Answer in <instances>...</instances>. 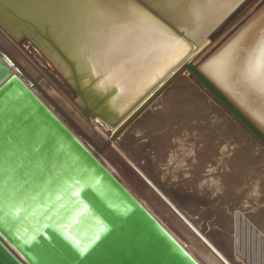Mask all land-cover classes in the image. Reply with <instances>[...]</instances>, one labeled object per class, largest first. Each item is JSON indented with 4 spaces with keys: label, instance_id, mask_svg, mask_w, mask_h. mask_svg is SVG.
<instances>
[{
    "label": "bare ground",
    "instance_id": "1",
    "mask_svg": "<svg viewBox=\"0 0 264 264\" xmlns=\"http://www.w3.org/2000/svg\"><path fill=\"white\" fill-rule=\"evenodd\" d=\"M144 1L152 7L158 2ZM236 1L213 0V7L203 10L199 16L193 14L192 6L204 0H175L181 6L177 9L153 7L196 40L197 44L190 51L187 43L178 47L165 32L161 35L151 26L142 25L121 51L105 56L101 49L108 39L109 25L96 16L90 5H133L131 2L0 0V19L9 31L14 34L18 28H25L23 23L31 24L45 54L30 42L10 41L8 37L7 41L3 35H0V51L8 54L14 66L23 72L20 78L31 81L28 77L35 79L40 75L36 81H31L32 90L37 88L40 98L63 113V120L89 140L96 157L146 208L169 225L172 218L165 215L162 203L172 207L197 233V243L211 247L224 264H264V154H239L245 148L244 139L248 141L247 147L260 151H264V147L188 70V65L195 67L240 112L262 124L264 110L254 103L239 73L248 51L264 29V0H240L226 13ZM30 3L37 7L44 5L46 11L51 5L56 9L54 19L49 20ZM234 41H239L240 45L235 54V71L226 77L214 76L210 62L220 57ZM71 66L80 74L82 85L109 95L106 116H117L115 123L81 115L74 102L70 103L75 95L69 84L73 78ZM12 69L15 72L16 69ZM190 73L198 82L189 77ZM175 82L182 83L186 90L162 102L165 89ZM167 103L170 111L164 112L159 106ZM191 120L195 123L187 122ZM204 120L208 123H202ZM171 124L179 128L187 124L184 131L199 132L197 141L181 143L180 129L170 127ZM158 130H163L171 140L164 143L162 136L156 135ZM142 139L145 140L142 142ZM141 159L143 165L139 163ZM153 170L154 176L150 172ZM238 187L242 194L247 188L260 190V193L256 195L255 190L249 205L243 204L231 213L230 204L221 209L224 204L221 196H227ZM209 215L217 216L213 220L218 228L200 223ZM184 247L201 264H213L195 244Z\"/></svg>",
    "mask_w": 264,
    "mask_h": 264
},
{
    "label": "water",
    "instance_id": "2",
    "mask_svg": "<svg viewBox=\"0 0 264 264\" xmlns=\"http://www.w3.org/2000/svg\"><path fill=\"white\" fill-rule=\"evenodd\" d=\"M127 1L149 11L189 51L197 44L144 0ZM30 5L54 19L51 5L47 11ZM23 25L13 34L0 19V35L23 39L44 53L31 24ZM14 64L0 51V264H201L184 247L189 243L213 264L225 263L207 244L197 243V233L172 207L162 203L171 225L146 208L96 157L89 140L64 123L63 113L32 90L34 83L20 78L23 72ZM71 69L70 103L81 115L115 123L117 116H106L109 95L82 85ZM188 70L264 147V125L240 112L195 67Z\"/></svg>",
    "mask_w": 264,
    "mask_h": 264
},
{
    "label": "snow or ice",
    "instance_id": "3",
    "mask_svg": "<svg viewBox=\"0 0 264 264\" xmlns=\"http://www.w3.org/2000/svg\"><path fill=\"white\" fill-rule=\"evenodd\" d=\"M90 7L99 19L104 20L109 25L108 39L101 49L105 56L121 51L139 26L148 25L154 31H159L161 35L165 34L149 11L137 5L97 3L90 5ZM153 7L167 10L177 9L181 6L175 0H158ZM211 7H213V0H204L203 3L193 5L192 11L194 15L199 16L203 10ZM167 36L176 46H183L182 40L171 36V34H167ZM239 47V41H234L220 57L214 58L210 62L211 74L216 77H226L233 73L236 68L235 54L239 51ZM239 75L244 87L253 97L254 103L259 104L264 110V29L261 30L254 46L248 51ZM261 123L264 124V120H261Z\"/></svg>",
    "mask_w": 264,
    "mask_h": 264
},
{
    "label": "rangeland",
    "instance_id": "4",
    "mask_svg": "<svg viewBox=\"0 0 264 264\" xmlns=\"http://www.w3.org/2000/svg\"><path fill=\"white\" fill-rule=\"evenodd\" d=\"M30 53V52H29ZM40 75L38 74V76L37 77H35V79L33 78L34 76H30V77H28V79L29 80H33V81H36L37 80V78L39 77ZM189 77L190 78H193L195 81H197L196 80V78L194 77V76H192L191 75V73L189 74ZM179 78H181V77H179ZM23 79V78H22ZM178 79V78H177ZM24 80V79H23ZM31 80V81H32ZM198 82V81H197ZM167 90V91H166ZM186 90V86H184L182 83H180V82H175V83H173V84H170L169 86H167V88L165 89V93H164V96H163V101L162 102H164L166 99H168L169 98V100H170V97L171 96H179V94L180 93H182V92H184ZM161 99V100H162ZM160 100V101H161ZM161 102V103H162ZM159 108H162V109H164V112L165 111H170V110H168V108H169V103H167V104H165L164 106H162V105H160L159 106ZM176 111L177 112H179L180 111V109L177 107L176 108ZM63 121H65L64 123H66V125L72 130V127H71V125L69 124V122H66V120H63ZM187 122H192V123H195V121L194 120H191V121H187ZM186 122V123H187ZM206 121L204 120L202 123H205ZM208 123V121L206 122V124ZM172 126H170V127H177V125L176 124H171ZM185 126H187V124H184L182 127H180L179 128V126L177 127V128H179L180 129V134L178 135L179 136V138H183V141L181 142V143H184V144H190V141H197V137H199V132H195V131H190L189 133H188V131H184V127ZM200 126V125H199ZM242 128L244 129L245 127H243L242 126ZM168 130H170L169 128H168ZM245 131L247 130L246 128L244 129ZM73 131V130H72ZM75 131V130H74ZM73 131V132H74ZM186 132V133H184V132ZM79 138H81V134L80 133H78V132H74ZM158 133H159V135L160 136H162V139H163V141H164V143H167L169 140H171V137L170 136H168V135H166L165 133H164V131L163 130H158V132L156 131V135H158ZM247 133H248V131H247ZM79 134V135H78ZM183 134H186V136L185 135H183ZM189 134V135H188ZM218 134V133H217ZM219 134H221V133H219ZM248 134H250L251 135V133H248ZM218 138H219V135H218ZM145 139H142L141 141L143 142ZM245 141L243 142V143H245V144H243V148H244V145H245V148H246V150H245V148L243 149V150H241L240 151V153L239 154H250V153H252V154H264V151H260V150H256L255 149V147L254 148H252V147H247V142L248 141H246V139H244ZM200 145V144H199ZM262 146V145H261ZM212 148V147H211ZM248 148V149H247ZM251 148V149H250ZM260 149V148H259ZM251 150V151H250ZM249 151V152H248ZM257 151H258V153H257ZM210 152V151H209ZM153 155V159H155V157H154V154H152ZM156 155H158V154H156ZM209 157L211 158L212 157V154H210L209 155ZM139 163H141L142 165H143V160L141 159L140 161H139ZM160 164V163H159ZM120 166H121V164H119ZM118 165V166H119ZM237 167H235V169H236ZM237 171V170H236ZM151 172V174L154 176V170L153 171H150ZM241 184V183H240ZM239 189V187L238 188H236L235 189V191H229L228 192V195L227 196H224V195H222L221 196V198H223V202H224V204L220 207L221 209H222V207H225V204L226 205H228V204H230L231 205V207H233V209H230L229 210V212L231 213L232 211L231 210H236V208L238 209L240 206H243V204H250V200H252V196H255V193L256 192H258V190L257 189H255L256 190V192H255V190L254 189H252V188H247L248 189V191H243V194H242V191H239L238 190ZM254 190V191H252V190ZM251 191V192H250ZM255 192V193H254ZM247 193V194H246ZM251 193V194H250ZM252 193H253V195H252ZM259 193H260V190H259V192L258 193H256V195H259ZM249 194V195H248ZM241 195V196H240ZM247 195H248V197H247ZM251 198V199H250ZM250 199V200H249ZM245 200V201H244ZM247 201V202H246ZM152 202L153 203H155V204H158V202H157V200L156 199H152ZM246 202V203H245ZM261 207V206H260ZM235 208V209H234ZM246 208H247V206H246ZM248 208H249V206H248ZM247 208V209H248ZM264 211V210H263ZM215 212V211H214ZM194 217H196V216H194ZM209 217H210V220H209ZM216 215H213V217H212V215L210 216H208V217H206L205 218V220H204V218H202V220L200 221V223H203V224H205V225H208V227L210 228V227H213V226H215L216 228H218L216 225L217 224H215L216 222L214 221L215 219H216ZM208 218V219H207ZM213 218H214V220H213ZM197 219V218H196ZM263 219V218H262ZM211 221V222H210ZM210 222V223H209ZM209 223V224H208ZM262 223V221L260 222V224ZM211 224V225H210ZM213 225V226H212ZM220 250H222L221 248H220ZM228 252V251H227ZM229 253V252H228ZM225 255L226 256H228V257H230L228 254H226L225 253Z\"/></svg>",
    "mask_w": 264,
    "mask_h": 264
}]
</instances>
